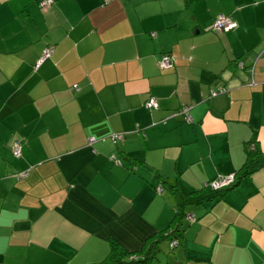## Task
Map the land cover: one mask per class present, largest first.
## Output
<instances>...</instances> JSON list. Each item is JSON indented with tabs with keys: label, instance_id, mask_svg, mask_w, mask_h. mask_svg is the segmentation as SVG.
<instances>
[{
	"label": "crops",
	"instance_id": "0c3cea01",
	"mask_svg": "<svg viewBox=\"0 0 264 264\" xmlns=\"http://www.w3.org/2000/svg\"><path fill=\"white\" fill-rule=\"evenodd\" d=\"M41 1L0 0V264H97L110 241L150 264H264V165L208 186L254 141L264 160V0ZM182 205L196 221L151 247Z\"/></svg>",
	"mask_w": 264,
	"mask_h": 264
},
{
	"label": "built area",
	"instance_id": "2783aa9c",
	"mask_svg": "<svg viewBox=\"0 0 264 264\" xmlns=\"http://www.w3.org/2000/svg\"><path fill=\"white\" fill-rule=\"evenodd\" d=\"M53 5H54V0H42L39 3V6L42 9H49ZM237 27H238L237 23L232 18L226 17V16H220L219 18H217L215 20V22L213 24V30L215 32H218V33L232 32V31L236 30ZM53 52H54L53 47L46 48L44 50L40 60L38 61L37 65H36V69H39L40 66L46 60L50 59L53 55ZM158 66L162 71H167V70L172 69L173 68L172 57L170 55L161 56V58L158 62ZM224 93H226L225 89H222L219 92H211V97L215 98V97L219 96L220 94H224ZM145 106L147 109H149L151 111L159 110V107H160L158 101L154 98L149 99ZM192 109H193V105H188V106H184L183 108H181V110L179 112V114L184 115L185 122H187V123L193 122V119L191 116V110ZM110 138L116 144V143H119L123 140V135L113 134ZM94 143H95V140H93V139H91L89 141L90 145H92ZM11 149H12V153H13L14 158L20 159L22 157V146L20 143L14 142ZM251 149L253 150L254 146H252ZM26 175H27V173H21V174L17 175L16 178L17 179H23L26 177ZM235 183H236L235 176H230V177H225V178H219V179L209 183L208 186L213 191L219 192V191H223L225 189L232 187ZM162 191H163L162 186L157 188L158 194H161ZM186 219L192 223H194L196 221L192 215L186 216ZM178 245H179V243L177 241L172 242V248L173 249L176 248Z\"/></svg>",
	"mask_w": 264,
	"mask_h": 264
},
{
	"label": "trees",
	"instance_id": "16d2710c",
	"mask_svg": "<svg viewBox=\"0 0 264 264\" xmlns=\"http://www.w3.org/2000/svg\"><path fill=\"white\" fill-rule=\"evenodd\" d=\"M252 146H254L253 150L251 149ZM259 155L260 153L258 150V146L254 141L247 147V162L245 166L240 170V173L235 176L236 183L232 187L223 191H219L217 193L223 196L225 193L234 189L238 185L241 178L250 176L257 172L260 168H262L264 165V160H260ZM186 216L187 215L184 209V205L179 206L176 210V215L171 226L152 240L151 247H154L156 244L163 240H168L171 238L174 239V237H176V234L180 232L182 222L186 218ZM152 260V250L140 255H130L117 242L110 241V252L108 256L102 262L97 264H150Z\"/></svg>",
	"mask_w": 264,
	"mask_h": 264
},
{
	"label": "clouds",
	"instance_id": "9594fccd",
	"mask_svg": "<svg viewBox=\"0 0 264 264\" xmlns=\"http://www.w3.org/2000/svg\"><path fill=\"white\" fill-rule=\"evenodd\" d=\"M19 218H21V219H26V218H27V213L24 212V211H22V212L20 213ZM9 226H10V223H9Z\"/></svg>",
	"mask_w": 264,
	"mask_h": 264
}]
</instances>
